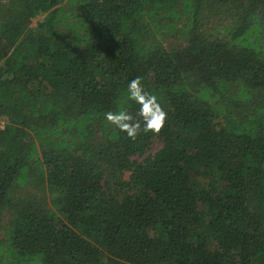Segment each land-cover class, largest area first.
Listing matches in <instances>:
<instances>
[{
  "label": "trees",
  "instance_id": "trees-1",
  "mask_svg": "<svg viewBox=\"0 0 264 264\" xmlns=\"http://www.w3.org/2000/svg\"><path fill=\"white\" fill-rule=\"evenodd\" d=\"M0 56V264H264V0H0Z\"/></svg>",
  "mask_w": 264,
  "mask_h": 264
},
{
  "label": "clouds",
  "instance_id": "clouds-1",
  "mask_svg": "<svg viewBox=\"0 0 264 264\" xmlns=\"http://www.w3.org/2000/svg\"><path fill=\"white\" fill-rule=\"evenodd\" d=\"M129 101L139 105L138 118L126 109H120L104 113L105 120L125 132L132 140H136L142 131L159 134L165 126L168 114L158 102L157 96L146 91L140 77L128 83L127 96L123 102L126 104Z\"/></svg>",
  "mask_w": 264,
  "mask_h": 264
},
{
  "label": "rangeland",
  "instance_id": "rangeland-1",
  "mask_svg": "<svg viewBox=\"0 0 264 264\" xmlns=\"http://www.w3.org/2000/svg\"><path fill=\"white\" fill-rule=\"evenodd\" d=\"M37 20L38 19L32 20L31 27L35 26ZM180 43L181 42L178 41L177 38H166L165 39V43H164V47L167 48V49H169V48L170 49L177 48L180 45ZM3 123L4 122L2 120H0V124H3ZM160 147H161V144L157 140H154L151 143V145L148 148V150L146 151V153L144 154V156H142V157H133L132 159L135 160L136 162H141L148 155H152V154L156 153L160 149ZM128 176H129V173H124L122 179L123 180H127ZM108 183L110 184L111 190L113 191V193L119 194L120 189L116 186V181L111 179V180L108 181ZM7 223L9 224V213L5 212L3 214V220H2L3 230H4V227L7 225ZM0 238H4V232L3 231L0 232Z\"/></svg>",
  "mask_w": 264,
  "mask_h": 264
},
{
  "label": "built area",
  "instance_id": "built-area-1",
  "mask_svg": "<svg viewBox=\"0 0 264 264\" xmlns=\"http://www.w3.org/2000/svg\"><path fill=\"white\" fill-rule=\"evenodd\" d=\"M3 61H4V60H3V57L0 56V68H1L2 65H3Z\"/></svg>",
  "mask_w": 264,
  "mask_h": 264
}]
</instances>
